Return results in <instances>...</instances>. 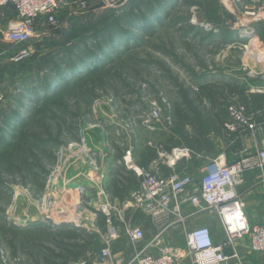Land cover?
Instances as JSON below:
<instances>
[{"label": "rangeland", "instance_id": "obj_1", "mask_svg": "<svg viewBox=\"0 0 264 264\" xmlns=\"http://www.w3.org/2000/svg\"><path fill=\"white\" fill-rule=\"evenodd\" d=\"M86 1L85 7L67 4L62 9L61 18L67 16L69 22L63 23L58 15L57 26H47L46 35L51 38L42 44L39 37L35 38L33 44L38 46L32 59L26 60L27 71L13 75L3 86V108L8 107L14 116L12 126L4 128L6 136L0 145V264H47L41 258L49 254L52 238L59 232L54 222L75 220L89 225L92 213L97 212L95 187L100 166L91 155L88 158L79 154L83 158L68 161V143L93 137L96 145L97 141L113 145L118 138L116 147L122 149L125 144L155 140L157 134L149 132L157 128L161 132L173 130V107L195 99L200 88L230 82L233 76H239L236 81L242 82L245 72L256 73L249 66L231 69L232 63H241L243 45H248V40L243 37L231 43L232 24L225 9H235L227 5L228 0H149L150 10L135 0L130 8L135 14L133 26L120 32L122 43L109 53H97L98 62L75 78H65L62 85L54 83L52 74L56 73L51 74L46 65L54 52L58 48L69 51L71 45L91 41L128 0H118L109 7L98 0ZM69 29L79 34L76 39L72 34L63 40L55 37L60 30L69 33ZM252 41L249 50L264 49L263 42ZM233 44L237 46L231 49L233 57L230 53L226 59V51ZM243 62L249 65L245 57ZM76 68L75 64L71 67ZM20 81L30 89L40 88V94L25 92ZM47 87L49 95L43 93ZM196 105L195 101L191 107ZM154 106L159 107L160 117L148 123L153 127L150 129L143 121ZM116 127L124 128L118 129L120 137L110 133ZM125 129L130 138L122 133ZM199 175L192 176L197 180ZM77 179L83 180L80 191L67 194L66 183ZM113 212L118 220V212ZM202 213L187 221V230L209 224L214 236L220 235L215 228L218 217L212 212ZM123 216L126 222L136 224L140 219L149 221L145 215L132 220ZM124 238L122 234L120 240ZM183 238L182 231L173 233L172 245H182ZM116 243L120 245L115 241L113 246ZM239 249L246 264H264L245 243ZM181 264L191 263L186 259Z\"/></svg>", "mask_w": 264, "mask_h": 264}, {"label": "built area", "instance_id": "obj_2", "mask_svg": "<svg viewBox=\"0 0 264 264\" xmlns=\"http://www.w3.org/2000/svg\"><path fill=\"white\" fill-rule=\"evenodd\" d=\"M103 6H114L118 0H98ZM237 12V23L241 32L252 33V22L264 21V0H228ZM248 1L252 8L243 9V3ZM70 2L68 0H0V6L11 5L16 11L14 25L6 31L5 40L14 47L13 53L7 57L9 64H18L28 59L35 49L33 42L41 37L43 32L37 27L38 21L47 26H57V13ZM76 4L85 7L86 0H78ZM248 45H243V57L251 58L256 62L264 60V49L251 48L250 41L259 42L255 34L249 35ZM12 48V49H13ZM245 48V49H244ZM1 55V54H0ZM243 69L248 65L242 62ZM248 75L255 73L247 71ZM264 77V70L260 72ZM4 93L0 91V103ZM229 119L225 122V129L231 134L238 131L254 128L252 117L245 113V107L237 103L228 105ZM160 109L154 106L146 115L143 123L158 120ZM153 129V127H150ZM66 148L76 151L89 158L90 153L86 139L70 142ZM62 152V151H61ZM168 161L176 163L190 160L193 157L191 149L184 145H176L168 153H161ZM125 164L140 178V184L131 194L133 205L150 215L159 223L156 233L146 246L137 249L145 240V230L131 222H124L123 232L133 246L134 250L129 257L115 253L112 243L119 238V229L113 222L114 207L108 201L98 198L96 211L103 214L107 225L102 235L103 246L92 264H179L189 259L191 264H245L238 246L247 241L248 250L258 254L264 261V221L251 223L245 212V203L239 197L237 186L243 182V174L248 170L260 169L261 180L264 183V147L252 156H244L236 162H228L225 152H219L214 158L207 161L202 168L199 184L193 177L185 172H171L157 174L148 169L133 164L131 151L127 150L123 156ZM92 165H96L92 161ZM102 174L98 177L96 193L104 196L102 188ZM90 179L94 177L90 176ZM188 206L190 212L185 214L183 207ZM214 213L222 222L225 239L216 241L208 226H198L185 230V223L189 218L202 212ZM169 228H180L184 231L185 244L172 245L165 242L164 236ZM155 244L159 251L157 254L145 252L147 246ZM230 248V251H226Z\"/></svg>", "mask_w": 264, "mask_h": 264}, {"label": "crops", "instance_id": "obj_3", "mask_svg": "<svg viewBox=\"0 0 264 264\" xmlns=\"http://www.w3.org/2000/svg\"><path fill=\"white\" fill-rule=\"evenodd\" d=\"M68 1L70 2L69 4H76L78 0H68ZM227 5H230V3H227ZM252 7H253L252 3L245 1L243 3L242 8L246 9ZM61 11L62 9L57 13V18L58 15L61 18L60 15ZM225 16L227 17V20L230 21V23L232 24V30H231L232 32L230 35V37H232L230 39L231 43L235 44L238 41L244 39L243 36L240 35L241 28L237 23V16H238L237 12L235 11L229 12V8H228L225 9ZM16 18H17L16 11L13 6L11 5L0 6V54H1L0 55V91L4 93L3 101L5 100V92L3 90V86L7 84V82L10 80V77H12L15 74H16L15 76H19L21 74L20 64H19L20 66H18L16 69V64H9L7 62L8 61L7 57L13 53L14 46L5 40L6 31H8V29L14 25ZM61 20L63 23L69 22L67 16H62ZM37 23H38L37 27H39L42 30L41 32H43L41 37L38 38L40 41L39 44H42L43 41L48 39V37L50 36L48 34L46 35L48 31L46 25L43 24L41 20L38 21ZM252 28L253 31L251 35L255 34L256 37H258L259 39V43L262 42L264 43V21L256 20L252 22ZM77 35H75L73 38H75ZM67 36L68 34L63 33L62 30H60L58 33L55 34V37H60V38L63 37L66 38ZM234 44L230 48H228L229 50V51L227 50L228 52L226 51V56H225L227 57L226 59H228L230 56L233 57L234 50L231 49H235L237 47ZM245 60H247L249 64L248 66L252 68V70L253 68L255 69L254 71L256 73L251 76L245 72V74H242V77L240 78L242 82L236 81V79H239L237 78L239 76L232 75L233 78H231L230 82L227 83H235L245 88L243 99L244 100L247 99V100H245V103L241 102V104L246 106L245 113L248 116L252 117V121L254 122L253 129H249V130L245 129L242 131H238L235 134H231L227 132V130L225 129L226 131H222L221 135H218L211 129H208V127L205 125L204 130L206 134L205 135L206 141L201 143V145L199 146V150L193 148L191 149L187 144H185L184 142H182L181 139H179V137L174 133L173 130L168 132H161L160 131L161 129L159 128L149 132L150 134L152 133L157 134L155 140H147L145 142H141L134 146L130 144L129 145L125 144L123 147H121L122 149L116 147V144L118 143V138L116 139L117 143L114 142L113 145L108 144L107 142L101 143L98 141L96 145L94 142L95 138L94 139L93 137H90V139L86 138L87 141L86 143L89 149V153L91 156L94 157L95 162H97L96 164L100 166L99 167L100 173L102 174L103 177L101 181H102V188L105 191V195L99 196L98 198L100 201L101 200L108 201L119 214L118 220H116L113 214V222L119 229V238H117L115 241L119 242L120 244L118 246L116 243V246H113L115 244V241L112 243V249L115 253L124 254L126 257H129L130 253H132L134 250L133 246H131V243L128 240V238L125 236L124 232L122 234H124L125 238L123 240H120L122 237L121 231L123 230V224L124 222H126L123 216L124 214L126 217H128V220H132L134 216H138V215L141 216L145 215L149 219V221L140 219L138 220V224L132 222L133 224L140 225L145 230V240L139 246H137V249L146 246L147 242L151 240L152 236L156 233L159 227V223H157V221L153 220L150 217V215L136 208L132 203L131 194L139 186L140 178L135 174V172L132 169L128 168V166L124 162L123 156L125 155V152L127 150L131 151L132 162L137 167L140 168L145 167L148 170L157 174H169L173 171L185 172L190 174L191 176L200 174L197 180L193 178L194 182L199 184L200 178L202 176V168L204 164L210 159L214 158L219 152L223 151L226 153L228 162H236L241 157L252 156L256 154V152L259 149L264 147V102L253 103L250 97L251 94L257 96L259 94L264 93V77L260 76V72L264 70V60L262 62H256L251 58L248 59L245 58ZM242 62H243V56H241V63L237 62L234 64L232 63V65H230L231 69L233 71L238 70V67L241 66ZM3 101L0 104H2ZM115 129H113L114 131H110V133L111 134L113 133L112 135H116V137H120L118 129H124V128L116 127ZM123 131L124 132L122 133H126V135H128V137L130 138L129 132L126 129ZM159 131L161 133H158ZM169 135L173 137V139L176 142L175 144L172 145L168 143L170 137ZM151 144H155V146L158 145L156 146L155 150H152L154 156L151 158L148 157L147 160H145L142 163H139L138 161L139 153L144 149L146 145H151ZM165 145L168 146L171 145L172 147L176 145L187 146L191 149L193 153V157L190 160H182L176 163L170 162L166 157L161 155V153L169 152V150L163 148V146ZM67 153H68V157L70 156V158L67 159L68 161L74 160L78 157L83 158L76 151H72V152L68 151ZM261 175L262 174L260 169L248 170L243 174V182L239 186H237L238 195L245 203L244 209L247 218L253 224L262 223L264 221V183L261 180ZM127 178L130 179L127 180ZM75 182L81 184L83 183V180L77 179L76 181L67 182L66 184L75 183ZM96 190L97 188L95 187V192ZM183 211L185 214H188L190 212V208L188 206H184ZM97 214H99V216ZM202 214L203 213H201V215ZM216 219L218 222L215 228L218 232H221L222 235L221 234L217 235V233L216 236H214L213 233L212 235L215 238V240L218 242L225 239V233L223 230L221 220L219 218ZM89 222H90L89 225L81 224L80 222L75 220L73 221L56 220L54 222L55 225L54 229H57V231L59 232L71 231L73 234L76 235V238L72 239L71 243L78 244L81 246L79 247L80 251L77 252V254H74L73 251L70 252V250L62 252V255H64V257L66 256L69 262L71 261L72 264H92V262L97 258L100 252V248L103 246L102 235L107 230V225L105 223V218L103 214H101L100 212L92 213ZM186 223H185V230H187ZM121 225L122 228L120 227ZM207 226L210 227L209 224ZM180 231H182L184 236V231L181 230L180 228H174V229L169 228L164 236L165 242L167 244H172L171 235H173V233L175 232H180ZM121 242L125 244H122ZM242 243H245L248 249L247 241H242ZM184 244H185V240L184 243L180 246H183ZM124 245L126 247H124ZM49 248L53 249L51 246H49ZM158 251L159 248L158 246H155V244L149 245L145 249V252L149 254H157ZM226 251H230V248H226ZM241 255L243 256L242 252ZM255 255L258 256L260 262H264L258 254L255 253ZM52 259L53 258H51L50 260ZM244 261L246 264L245 258ZM183 262L184 260L181 261L179 264Z\"/></svg>", "mask_w": 264, "mask_h": 264}, {"label": "trees", "instance_id": "obj_4", "mask_svg": "<svg viewBox=\"0 0 264 264\" xmlns=\"http://www.w3.org/2000/svg\"><path fill=\"white\" fill-rule=\"evenodd\" d=\"M135 0H128L124 3L122 7H120L115 13V16L112 17L104 26L102 31L96 32L98 36L97 39H94L95 36L91 41H82L71 45V50H64L62 48H58L54 52V56H50V60L46 62L47 67L50 69V73L52 74V79H55L54 83H58L62 85L67 77H73L78 72L85 69L90 65L98 62V55L101 53H109L110 51L114 50V48L120 45V39L122 35L119 37L120 32L124 29L127 30V27H130L134 22L135 14L133 11L130 10L132 7V3ZM139 6L144 7L150 10V2L149 0H138ZM162 2V1H161ZM150 7V8H149ZM143 9V8H142ZM92 26V25H91ZM133 26V25H132ZM63 33H67L66 31ZM68 36L72 34V38L77 35L74 31L69 29ZM90 35V34H89ZM119 37V38H118ZM51 38V37H50ZM64 38V37H63ZM63 38H60L63 40ZM76 39V37H75ZM74 40V39H72ZM38 46V45H37ZM35 51V49H34ZM34 51L31 56L26 59L31 60L34 56ZM92 52V53H91ZM101 52V53H99ZM98 55L96 56V54ZM93 55V56H91ZM23 61L21 63L16 64V69L18 66L21 65V71L25 70L27 66V61ZM80 65L78 66L77 65ZM20 64V65H19ZM75 64L77 68L71 69L72 65ZM60 69V70H59ZM62 69L63 72H62ZM36 73V72H34ZM32 73V75H34ZM76 76H74L75 78ZM27 80V77L24 78V81ZM58 81V82H57ZM21 83V81H20ZM23 88L25 92H29L31 95L40 94V88H33L30 89L29 85L26 86V83L22 82ZM19 84V86H21ZM54 86V85H52ZM41 87V86H37ZM43 88V87H42ZM208 86H204L200 88V91L197 92V96L195 99L192 100H183L181 104H177V106L173 107L171 120L173 122V131L182 140L185 144H187L191 149L199 150V146L202 142L206 141L205 139V125L208 129H211L216 134L221 135L222 131L225 130V122L229 119L228 115V105L230 103H237L241 104V102L245 103L243 99V94L245 92V88L243 86H239L235 83H221L215 84L210 89H207ZM50 87H47L46 90L43 92L45 95H49ZM213 89V90H212ZM9 91L7 90V93ZM7 95V94H6ZM35 95V96H36ZM253 103H260L264 102V93L259 95H250ZM221 98V99H220ZM220 99V100H219ZM233 99V100H232ZM236 99V100H234ZM6 100V97H5ZM5 100L2 104H0V145H3V139L5 134L4 128H8L12 126L13 120V113L7 108H3ZM196 101L197 105L193 108L191 105ZM187 106H190V110H187ZM244 106V105H243ZM245 112H246V106ZM3 125V126H2ZM169 144H175V140L171 135H169ZM174 141V143H173ZM158 146V145H156ZM155 144L146 145L144 149L139 153V163L144 162L145 160L154 156L152 150L156 149ZM171 145H165L163 148L166 150H171ZM145 168V167H142ZM121 169V168H120ZM147 169V168H145ZM130 178H127L129 180ZM118 195V194H117ZM120 195V194H119ZM76 235L73 234L71 231L65 232H57V235L52 238V245L51 248H48V255L42 256V261L46 262L47 264H72V262L67 259V257L62 255L63 251H73L74 254L79 252L81 247L78 244L71 243L72 239H75ZM57 251V252H55ZM73 254V255H74ZM53 258L52 260H50ZM74 263V261H73Z\"/></svg>", "mask_w": 264, "mask_h": 264}, {"label": "bare ground", "instance_id": "obj_5", "mask_svg": "<svg viewBox=\"0 0 264 264\" xmlns=\"http://www.w3.org/2000/svg\"><path fill=\"white\" fill-rule=\"evenodd\" d=\"M240 35L241 36H243L244 38H247L248 39V37H249V35H251V34H249V33H247V32H245V31H240ZM253 43H255V40H253L252 41ZM80 186H81V184H79V183H77V182H75V183H70V184H67V186L65 187V192L67 193V194H74L75 192H78V191H80ZM53 204V203H52ZM51 204V205H52ZM55 204V203H54Z\"/></svg>", "mask_w": 264, "mask_h": 264}]
</instances>
